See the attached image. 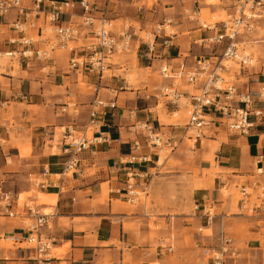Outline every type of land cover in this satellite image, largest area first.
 <instances>
[{
	"label": "crops",
	"instance_id": "1",
	"mask_svg": "<svg viewBox=\"0 0 264 264\" xmlns=\"http://www.w3.org/2000/svg\"><path fill=\"white\" fill-rule=\"evenodd\" d=\"M235 3L236 0H160L150 8H134L131 14L125 12L130 6L111 3L114 31L129 28L140 35L166 23L169 45L165 47L159 40L156 51L145 55L146 47L134 40L129 51L114 56L100 84L97 76L83 74L87 84L95 86L92 91L81 89L82 74L69 69V48L56 50L48 66L14 61L0 68V203L2 194H9L13 213L0 210V264H157V260L161 264H205L202 257L198 259L200 251L203 255L201 245L217 244L222 230L234 242L237 257L233 264H264V101L258 99L264 80L263 54L255 64L231 71L238 90L250 92L255 99L252 104H240L238 99L234 103L263 111L250 116L255 127L247 135L214 122L198 138L196 131L189 134L192 128L188 122L184 124L182 117L175 119L182 106L188 104L173 103L171 95L164 91L169 88L183 93L191 104L194 93L190 88H179L178 80L192 84L176 73L192 69L199 57L215 60L226 44L208 43L224 20L208 24L194 15L208 9L211 14L226 12L231 17ZM75 12L79 15L81 10ZM120 19L123 25L117 30L114 22ZM4 21H0V48H5L8 37L16 34ZM261 27L264 7L257 28L241 36L240 44L249 46L256 39L262 41ZM84 40L72 44L78 47ZM43 45L44 42L37 44ZM163 66L173 74L161 75ZM148 70L158 72L162 80L147 77ZM134 72L140 74V80L131 83L130 74ZM124 81L126 89L111 90ZM96 98L110 106L91 126L89 110ZM139 121H149L163 139L176 142L173 154L183 163L190 162L200 172L199 179H204L193 191L194 209L177 221V251L181 255L178 263L160 254L164 239H174L172 228L158 235L151 229L147 215L129 204L133 201L128 196V184L135 181L137 188H144L163 150L147 145L144 132L131 129ZM70 127L83 133L90 144L79 153L75 171L64 173L70 154L65 152L62 135L57 137L56 129ZM135 140L140 141L141 148L134 147ZM146 155L149 162L139 160ZM44 168L49 170L47 175L43 174ZM34 178L49 183L46 189L39 188L42 202L37 207L26 204L20 208L21 194L35 186ZM235 183L256 192H250L244 206L241 198L235 203L234 197L225 194L224 190ZM261 186L263 192L257 193ZM29 208L40 214L45 209L52 210L46 213L51 215L50 226L42 232L54 238L52 249L61 252L52 255L51 249L49 261H38L33 242L26 238L35 218ZM206 208L214 213L212 225L206 227L211 229L210 234L197 230L205 224L202 213ZM186 235H192L194 246L187 243ZM14 237L20 241H14ZM7 240H12L13 245H5Z\"/></svg>",
	"mask_w": 264,
	"mask_h": 264
},
{
	"label": "built area",
	"instance_id": "2",
	"mask_svg": "<svg viewBox=\"0 0 264 264\" xmlns=\"http://www.w3.org/2000/svg\"><path fill=\"white\" fill-rule=\"evenodd\" d=\"M115 0H80L76 3L73 0H0V21L16 32L8 37L6 47L0 48V62L7 63L21 61L29 64L31 62L49 65L53 60L54 52L58 49H68L71 51L69 59V69L82 74L88 73L97 76L100 82L104 79L105 73L113 65V58L116 54L127 52L131 49L134 40L140 46L146 47V53L153 54L156 51L159 40L163 46H168V35L166 23H159L151 31L138 34L137 31L129 28L121 31H114L110 7ZM234 14L230 19L222 21V25L212 37L208 39L211 45H224L220 56L215 60L209 57H199L195 61V66L189 70H181L176 73L178 77H183L188 83L195 85L197 93L191 94V111L188 120V127L196 131L197 138L204 135L207 126L214 122L221 128L229 131L247 135L255 127V122L251 120V115H261L262 110L252 111L246 106L235 104L238 99L240 104H252L255 99L250 92H241L235 84L228 83L223 76L230 73L232 63L239 67L251 66L258 61L253 52L240 49V37L246 33H251L257 28L262 16L264 0H236L234 4ZM80 9L78 15L75 11ZM13 15V17H12ZM68 16V18H67ZM51 31V34L48 31ZM85 39L80 46H70L74 41ZM256 39L255 44L262 41ZM44 42L45 45L37 46ZM245 45V44H244ZM5 55L9 58H6ZM261 59L264 62V51ZM173 74V73H172ZM167 66L161 68V75L168 77L172 75ZM232 81V80H231ZM224 84L226 86H224ZM98 86V85H97ZM124 83L120 87H113L111 90L117 92L119 89H126ZM97 89V87H96ZM165 94L171 95V101L178 103L183 97V93L176 92L174 89L165 88ZM258 99L264 101V80L258 89ZM113 104V103H112ZM109 103L96 98L89 110V124L97 123L100 115L106 113ZM213 116V117H212ZM131 129L135 132H144L147 137V145L158 146L161 149H170L172 152L177 146L176 142L170 139H163L162 136L154 131L153 125L149 121H139L132 125ZM54 131H50V133ZM62 139L65 152L70 154V158L64 166V173H73L79 163V153L89 147V140L83 133H78L75 128L70 127L63 131ZM138 140L134 141L136 149L141 148ZM136 159L135 157L132 160ZM139 160L150 161L148 155L140 157ZM49 170L44 168L43 174L47 175ZM33 184L37 188L46 189L49 183L46 180L34 178ZM134 183L128 184V196L134 201L137 192L133 189ZM249 188L241 187V201H247L250 194ZM260 189L263 192V187ZM11 196L7 193L2 194L0 210L9 215ZM29 211L35 213L34 221L30 224L27 240L33 242L36 255L35 258L40 262L51 259V249L54 238L44 234L43 228L49 227L50 214H40L34 209ZM205 224L198 227V232L203 233L206 227L213 223L214 213L211 209H205L202 213ZM217 244H202V252L208 264H233L236 259V249L231 237L221 231L217 237ZM14 241L20 238L14 237ZM163 249L160 254L166 255L174 251L173 245L161 246Z\"/></svg>",
	"mask_w": 264,
	"mask_h": 264
},
{
	"label": "rangeland",
	"instance_id": "3",
	"mask_svg": "<svg viewBox=\"0 0 264 264\" xmlns=\"http://www.w3.org/2000/svg\"><path fill=\"white\" fill-rule=\"evenodd\" d=\"M132 1H134L132 3ZM159 2L160 0H115L114 3L117 5H124V8L129 7L126 9L127 14H131L130 10H133L134 8L138 7H145L146 5L150 7H153L155 3ZM209 3H215L219 2V0H207ZM118 11V10H116ZM114 17V13H112ZM117 14V13H115ZM136 14V13H135ZM139 16H142L141 14ZM195 18L199 17L202 20V23H208V24H214L216 21H221V18H224V20H228L231 17L227 15L226 12H222L221 14L215 13L211 14L208 9H203L200 15H194ZM117 30H120L123 25V20L115 21ZM260 33H264V27L259 28ZM80 42L79 44H81ZM248 45V44H247ZM239 45L240 49H246V51L251 52L252 51L257 57H259L260 53H263L264 51V43L260 42L258 44L253 43L252 45ZM70 46H74V44H71ZM262 50V51H261ZM119 57L116 56V60H118ZM17 66V65H16ZM232 69L234 68H240L239 65L236 63H232ZM131 76V83L138 82L140 80V74L134 72L130 74ZM145 76V75H144ZM146 76L149 78H154L156 80H162V77L158 72L154 73L151 70H148L146 73ZM223 76L228 83H232L231 81V74L230 73H224ZM179 81V88L186 89L190 88V91L192 93H197L192 85H187V83ZM79 86L83 90H94L95 86H90L87 84V82L83 79V76L79 77ZM224 86H226L224 84ZM182 105L188 104V107L182 106L181 111L178 113L177 116H175V119L177 117H182L181 120L183 123H187L188 119L190 117V111H191V104L189 102V99L182 98ZM64 110V109H62ZM73 105L70 107V111H74ZM65 129L64 128H57V137H60ZM192 129L189 134L195 133V130ZM92 129L89 131L91 134ZM153 174L151 177H149L147 184L144 186V188H137V184L135 181H132L134 183L133 189H135V192H137V196L135 195V199L132 202L133 204L129 203L134 209H141L144 214L147 215L150 221V227L153 231L158 232L163 230H169L172 228V234L174 239L171 241L169 238L164 239V243L162 245L167 246L168 244H174L175 250L172 253H169L168 255H164V257L171 258L174 262H179L181 255L178 254L177 251V241L178 236H180V233L178 231L177 227V221H181V217L183 215L188 214L190 211L194 209V204L192 202V195L194 189L198 188V185L203 184L204 179H199L198 176H200V172L189 162V163H183V161L179 160L178 157H176L173 152L170 151V149H163L161 151V159L158 164H156V168L152 169ZM238 183L233 184L228 189H225V194L227 196L234 197L235 203L241 198V188L240 186H236ZM240 185V184H239ZM252 193L254 190L252 188L248 189ZM39 192H42L39 188L33 186L29 192H25L20 197V208H22L24 205L28 204L31 206H39L42 202V198L39 196ZM257 193H262V190L259 189ZM213 209V208H212ZM214 210V209H213ZM42 212L44 213H50L52 212L51 209H45ZM169 219L171 221L169 225ZM196 231V230H195ZM203 233L210 234L211 229H204ZM186 241L190 245H195V240L192 237V235H186ZM7 246H12L13 241L7 240L4 242ZM33 244V243H32ZM161 244V243H160ZM34 245V244H33ZM200 251V250H198ZM61 251L52 249V255H57ZM202 257L203 262L206 264V259L202 255L200 251V256H198V259ZM157 264H161V261L157 260ZM208 263V262H207Z\"/></svg>",
	"mask_w": 264,
	"mask_h": 264
},
{
	"label": "bare ground",
	"instance_id": "4",
	"mask_svg": "<svg viewBox=\"0 0 264 264\" xmlns=\"http://www.w3.org/2000/svg\"><path fill=\"white\" fill-rule=\"evenodd\" d=\"M221 20H224V18L221 19ZM48 33L51 34V31L49 30ZM247 52H249V51H247ZM251 52H252V51H251ZM262 54H263V53H262ZM5 57H6V58H9V57H7L6 55H5ZM6 65H7V61L2 60V61L0 62V68H1V67H4V66H6ZM68 129H69V128H68ZM68 129H65V130H68ZM65 130H64V131H65ZM168 245H172V244H168Z\"/></svg>",
	"mask_w": 264,
	"mask_h": 264
}]
</instances>
